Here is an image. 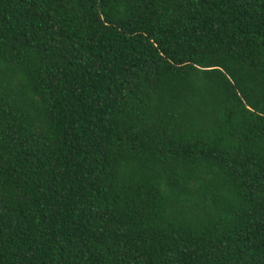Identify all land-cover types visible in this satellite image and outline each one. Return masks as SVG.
Returning a JSON list of instances; mask_svg holds the SVG:
<instances>
[{
	"label": "trees",
	"instance_id": "obj_1",
	"mask_svg": "<svg viewBox=\"0 0 264 264\" xmlns=\"http://www.w3.org/2000/svg\"><path fill=\"white\" fill-rule=\"evenodd\" d=\"M0 264H264V0H0Z\"/></svg>",
	"mask_w": 264,
	"mask_h": 264
}]
</instances>
